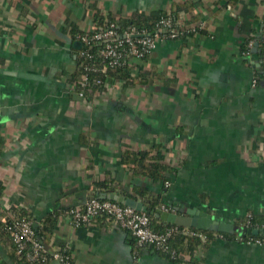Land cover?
I'll list each match as a JSON object with an SVG mask.
<instances>
[{
  "label": "crops",
  "instance_id": "1",
  "mask_svg": "<svg viewBox=\"0 0 264 264\" xmlns=\"http://www.w3.org/2000/svg\"><path fill=\"white\" fill-rule=\"evenodd\" d=\"M186 2L191 9L177 18L204 30L160 43L135 63L158 79L137 89L120 84L86 103L71 94L81 49L74 32L95 31L97 18L152 22ZM263 29V0H0V214L23 209L37 226L102 193L95 182L112 181L119 189L110 192L133 193L137 184L170 208L195 207L228 224L264 215V58L255 46ZM156 144L177 170L168 187L133 177L120 161L126 148ZM51 240L74 264H178L136 250L130 232L103 221L75 227L61 215ZM196 258L264 264V246L217 238ZM0 264H19L2 236Z\"/></svg>",
  "mask_w": 264,
  "mask_h": 264
},
{
  "label": "trees",
  "instance_id": "2",
  "mask_svg": "<svg viewBox=\"0 0 264 264\" xmlns=\"http://www.w3.org/2000/svg\"><path fill=\"white\" fill-rule=\"evenodd\" d=\"M191 9V4L186 2L183 6H174L173 10H171V16L174 19H178L177 15L183 11H189ZM169 14H161L157 18H155L152 22H144V21H129V20H122L116 18H107L106 20L100 18L96 20L99 21V25L96 27L95 31H99L100 29H104L109 24H115L119 30L125 29L129 25H134L141 30H146L149 33H152L155 30L156 24L162 19L167 17ZM188 24V23H186ZM188 25H194L197 29V33H185L180 36L178 39H188L189 37L195 36L198 33L204 30L200 27V24L197 23H189ZM263 32V31H262ZM76 34V38L78 35L83 33L74 32ZM257 48L260 50L261 56H263L264 52V43L262 42V34L260 39L256 41ZM83 48V47H82ZM80 49L77 53V60H76V67L71 75L70 79L68 80L67 86L70 89V92L73 96H78V93L84 91L85 94V101L88 102L91 100V96L93 94L101 93L104 89L102 85H96L95 81L100 80H107L113 78H120L124 81V89L126 87H131L133 89H137L138 87L144 88L146 87L149 82L154 79H158L159 75H157L155 70H152L151 73L141 74L134 68L130 67H115L114 69L110 70L107 75H101L98 73H93L91 71L92 62L90 60H85L84 58L80 57L81 51L84 49ZM99 47H94L92 53H94ZM246 52H250V48L247 44ZM151 54L146 56L147 61ZM264 58V56H263ZM87 68H90L87 70ZM136 71V72H135ZM87 75L89 78V86L87 88L82 89L79 85V81L83 75ZM256 84H260V80L257 78ZM263 85H264V78H263ZM83 102V103H86ZM5 139L0 137V158L3 153V149H5ZM121 164L126 167L132 174L133 177L144 179L147 181H151L154 183L161 182L164 187L167 183H171V178L169 177L170 173H175L177 170L172 168L167 162L166 157L163 151V147L160 144L153 145L150 149L147 150H135L126 148L121 156ZM118 184L112 181H104V182H95L93 184V189L99 192H110L111 190H117ZM167 187V186H166ZM6 187L4 182L0 180V196L3 195L5 192ZM133 193H130L124 189L121 190V193L125 197L136 198V196H141L145 198V205L148 206L149 209H156V208H165L167 210H171L169 206L165 205L162 197H151L149 196V191L145 187L138 186L137 184L133 185ZM98 199V198H96ZM17 216L15 218H19L22 220L27 219L28 221L32 222V228L35 233V237L39 238L42 242L48 245L50 250H58L64 256H68L71 260L74 259L71 255L70 250L65 247V245L61 244L59 247H56L51 241L59 223V216L63 215L62 211L60 212H53L47 214L40 222L35 225V220L32 218L30 212L26 210H16ZM151 218V228L155 233L158 234H166L170 229H175L172 236L168 239V246L171 251H175L178 257L176 259L171 258L170 252H161L154 249L153 246H147L144 248H150L152 251L161 254L163 257L176 262L178 264H198L199 262L196 258V255L205 253L207 247L211 242L217 239L218 235H222L224 240H239L244 243L251 242L252 240H259L263 237V235L257 236H239V235H229V234H221L215 233L210 231H202L197 230L195 228L185 229L179 227H172L166 224L161 223L159 220L155 219L153 216L149 215ZM105 222L110 224L107 216H100L94 219L92 224H97L98 222ZM241 226H245L247 228H259L264 225V215L262 216H251L239 222ZM196 234V235H195ZM0 236L7 237L12 246L13 255L16 257V260L19 264H28L23 257H20L16 248L13 245L12 239L6 230V224L0 219ZM136 241V240H135ZM137 245V243H136ZM142 247L137 245L136 250H142ZM201 258V257H200ZM41 264H49L41 263Z\"/></svg>",
  "mask_w": 264,
  "mask_h": 264
},
{
  "label": "built area",
  "instance_id": "3",
  "mask_svg": "<svg viewBox=\"0 0 264 264\" xmlns=\"http://www.w3.org/2000/svg\"><path fill=\"white\" fill-rule=\"evenodd\" d=\"M200 27L203 28V24H200ZM185 33H197V29L194 25H188L182 19H174L169 14L156 24L152 33L141 30L134 25H129L121 31L115 24L111 23L99 31L80 34L77 40L81 42L84 48L81 47L83 50L80 57L92 62L90 68L93 73L105 76L115 67L135 69V63L144 62L146 56L153 53L158 44L169 40H177ZM262 42L264 43V29ZM253 44L254 42L251 41L249 48ZM94 47H99V49L92 53ZM90 68H87V70ZM254 82L256 83V80ZM95 83L103 86L104 90L100 94H102V98H106L112 95L120 84H124V81L120 78L107 79L106 81L98 79ZM79 85L82 89L89 86L87 75L84 74L81 77ZM77 97L80 101L86 102L84 91H80ZM166 186L168 187L169 183ZM62 214L75 227L90 226L95 218L107 216L114 228L130 232L139 247L153 246L157 251L170 252L173 259L178 257L176 252L171 251L168 246V239L175 229H170L166 234L155 233L151 228V218L147 213L137 212L113 201L95 198L86 201L83 206L62 210ZM0 219L5 222L6 230L18 254L28 264L47 263L51 260H57L61 264H74L70 257L64 256L58 250H50L47 244L35 237L31 221L15 218L14 216L6 219L2 214H0ZM259 228H264V225ZM217 238L223 239L222 235H218ZM248 243L264 246V235L261 239L252 240Z\"/></svg>",
  "mask_w": 264,
  "mask_h": 264
},
{
  "label": "water",
  "instance_id": "4",
  "mask_svg": "<svg viewBox=\"0 0 264 264\" xmlns=\"http://www.w3.org/2000/svg\"><path fill=\"white\" fill-rule=\"evenodd\" d=\"M78 45L82 47L81 42H78ZM255 46L257 47V44H255ZM27 77L40 79L38 76ZM95 198L113 201L120 205L132 208L137 212L147 213L159 220L161 223H165L172 227L185 229L195 228L202 231L239 236L248 235L250 237L264 235V228H245L244 226L220 222L214 219L211 214L195 207H192L191 209L172 207L171 210H164L162 208L151 210L145 205V202L142 199L125 197L117 192L98 193L95 196H92L91 199Z\"/></svg>",
  "mask_w": 264,
  "mask_h": 264
}]
</instances>
